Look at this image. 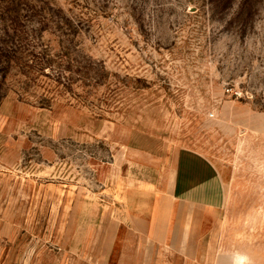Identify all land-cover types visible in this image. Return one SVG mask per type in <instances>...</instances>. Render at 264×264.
Returning <instances> with one entry per match:
<instances>
[{"label":"rangeland","instance_id":"1","mask_svg":"<svg viewBox=\"0 0 264 264\" xmlns=\"http://www.w3.org/2000/svg\"><path fill=\"white\" fill-rule=\"evenodd\" d=\"M0 264H264V0H0Z\"/></svg>","mask_w":264,"mask_h":264},{"label":"crops","instance_id":"2","mask_svg":"<svg viewBox=\"0 0 264 264\" xmlns=\"http://www.w3.org/2000/svg\"><path fill=\"white\" fill-rule=\"evenodd\" d=\"M169 194V193H168ZM168 197L170 198L171 196L168 195ZM174 202V205H168L167 207V217L165 219V236L163 238V242H166V240H175L178 234V229L179 227H181L182 224V216L185 213H189V211L194 212V208L196 207L197 203L196 202H188L190 204H188L187 202H183L180 199H173L170 198L169 201ZM176 203V205H175ZM203 205V204H202ZM203 206L206 207H211L210 205L204 204ZM186 207V208H185ZM156 211V210H155ZM153 213V212H152ZM185 219V217H184ZM158 218H155V214L154 217L150 218V221L147 224V227H149V233H151V236L155 235V231L152 229L154 227V224L156 221H158ZM142 221V219L140 218V222ZM184 221V220H183ZM156 225V224H155ZM148 229V228H147ZM156 236V235H155ZM160 242V241H159Z\"/></svg>","mask_w":264,"mask_h":264},{"label":"trees","instance_id":"3","mask_svg":"<svg viewBox=\"0 0 264 264\" xmlns=\"http://www.w3.org/2000/svg\"><path fill=\"white\" fill-rule=\"evenodd\" d=\"M26 66V68L27 67H32V65L31 64H26L25 65ZM38 67V66H37ZM39 68V67H38ZM39 70H41V71H44V68H40ZM65 70V69H64ZM23 75L25 76V77H28V75H27V73H23ZM4 78H6V75L4 76ZM29 79H30V77H29ZM25 87H23L22 89L23 90H25V93H29L30 91L27 89V87L26 86H28V83H26V85H24ZM42 98H45L46 99V97H42ZM42 103V102H41Z\"/></svg>","mask_w":264,"mask_h":264}]
</instances>
